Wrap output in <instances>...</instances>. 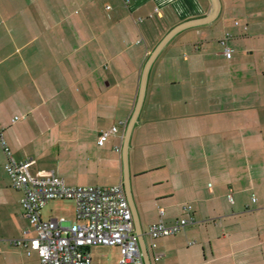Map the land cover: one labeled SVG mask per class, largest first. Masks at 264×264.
<instances>
[{
  "label": "crops",
  "instance_id": "crops-1",
  "mask_svg": "<svg viewBox=\"0 0 264 264\" xmlns=\"http://www.w3.org/2000/svg\"><path fill=\"white\" fill-rule=\"evenodd\" d=\"M219 4L152 62L127 139L152 53L211 1L0 0L6 146L67 186L120 185L144 264H264V0ZM5 162L0 145V264H39L13 244L34 232ZM54 201L71 202L72 218L44 219L45 206L41 219L75 222L74 203ZM182 219L152 248L151 225ZM97 248L118 263V248Z\"/></svg>",
  "mask_w": 264,
  "mask_h": 264
},
{
  "label": "built area",
  "instance_id": "built-area-1",
  "mask_svg": "<svg viewBox=\"0 0 264 264\" xmlns=\"http://www.w3.org/2000/svg\"><path fill=\"white\" fill-rule=\"evenodd\" d=\"M226 39L221 40L224 46ZM233 51L224 46V55L232 57ZM16 119H14L15 122ZM113 127L101 134L97 145L111 134ZM0 145L6 157L4 170L14 190L22 193L20 206L34 232L31 239L14 241L17 247L26 249L27 256L36 252L39 264H92L89 249L115 247L119 249L117 264H144L136 236L132 216L125 194L120 185L111 187L65 185L53 172L42 176L36 161H16L0 133ZM31 170L37 173L31 175ZM53 200H69L75 205V222L64 218L42 220L41 210ZM190 211V207L185 208ZM192 220H179L173 226L161 222L148 229L151 246L155 241L177 234Z\"/></svg>",
  "mask_w": 264,
  "mask_h": 264
},
{
  "label": "water",
  "instance_id": "water-1",
  "mask_svg": "<svg viewBox=\"0 0 264 264\" xmlns=\"http://www.w3.org/2000/svg\"><path fill=\"white\" fill-rule=\"evenodd\" d=\"M211 3H212V11L210 13V15L203 19L202 21L200 22H190V23H186V24H183V25H180L178 27H176L175 29H173L170 33H168L166 35V37L160 42V44L157 46V48L155 49V51L152 53L149 61L147 62L145 68H144V72H143V76H142V85H141V91H140V96H139V100H138V104H137V107H136V110H135V113L133 115V119L132 121L130 122V125L128 127V131H127V139L129 137V134H130V131L133 127V124L135 123V120H136V117H137V114H138V111L140 109V106H141V102H142V97H143V93H144V88H145V83H146V78H147V74H148V71H149V68L152 64V62L155 60V58L158 56V54L160 53V51L166 46V44L170 41V39L172 37H174L177 33H179L180 31L182 30H185V29H188V28H191V27H194V26H199V25H205V24H209L210 22H212L218 12H219V0H210Z\"/></svg>",
  "mask_w": 264,
  "mask_h": 264
},
{
  "label": "rangeland",
  "instance_id": "rangeland-1",
  "mask_svg": "<svg viewBox=\"0 0 264 264\" xmlns=\"http://www.w3.org/2000/svg\"><path fill=\"white\" fill-rule=\"evenodd\" d=\"M116 129L118 125L114 126ZM72 208L73 204L68 201H54L49 203L44 210L42 211V218H47L50 216L60 217L63 216L67 219H71L72 217ZM106 249V248H105ZM104 248H93L90 251V255L93 261V264H106L110 262L114 256L110 255ZM27 261H35L34 258L28 259Z\"/></svg>",
  "mask_w": 264,
  "mask_h": 264
}]
</instances>
